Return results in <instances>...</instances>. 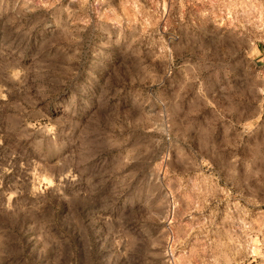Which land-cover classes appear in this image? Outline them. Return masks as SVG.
Segmentation results:
<instances>
[{
	"label": "rangeland",
	"instance_id": "rangeland-1",
	"mask_svg": "<svg viewBox=\"0 0 264 264\" xmlns=\"http://www.w3.org/2000/svg\"><path fill=\"white\" fill-rule=\"evenodd\" d=\"M0 264H264V0H0Z\"/></svg>",
	"mask_w": 264,
	"mask_h": 264
}]
</instances>
